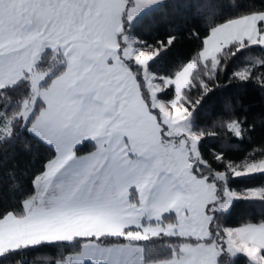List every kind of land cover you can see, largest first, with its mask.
<instances>
[{
	"label": "crops",
	"instance_id": "0c3cea01",
	"mask_svg": "<svg viewBox=\"0 0 264 264\" xmlns=\"http://www.w3.org/2000/svg\"><path fill=\"white\" fill-rule=\"evenodd\" d=\"M82 4L83 0H0V89L21 80L23 73L30 71L23 69L34 68L47 48L63 53L66 71L77 68L76 74L68 72L69 77L82 78L76 89L66 83L60 95L50 94L38 119L29 124V132L53 146L55 156L36 178L35 193L25 201L23 216L11 215L5 232L0 229V254L42 242L121 235L130 227L139 230L126 215L136 204L144 223L162 225L160 219L173 213L176 233L205 235V186L187 171H183L182 184L173 177L178 174L161 164L155 117L148 112L131 72L117 55L119 13L117 16L114 8H108L95 13L89 10L86 15ZM249 16L257 17V35L249 41L264 48V12H259L211 29L199 57L211 35L216 44L224 43L219 50L242 41L238 37L242 27L228 24ZM196 67V62L189 61L169 79L174 78L171 85L176 87L184 81L186 87ZM84 141L94 143L95 149L75 155V147ZM177 152L178 164L187 169L183 147L179 145ZM86 163L89 166L85 167ZM70 186L77 188L75 193L66 191ZM131 189L137 193V202L129 200ZM232 230L239 243L264 250V223ZM125 244L132 245L127 242L119 246ZM194 245L187 251L191 258L198 254V243ZM129 258L122 264H131ZM209 259L208 264H214L217 253ZM141 264L148 263L142 258Z\"/></svg>",
	"mask_w": 264,
	"mask_h": 264
},
{
	"label": "trees",
	"instance_id": "16d2710c",
	"mask_svg": "<svg viewBox=\"0 0 264 264\" xmlns=\"http://www.w3.org/2000/svg\"><path fill=\"white\" fill-rule=\"evenodd\" d=\"M125 12L121 11L116 34L117 55L131 72L142 101L158 125L159 114L150 105L141 67L123 56L124 37H133L137 47L156 50L147 68L157 80L174 77L189 61L197 63L177 105L189 116L190 130L199 134L195 153H188L182 146L190 162L189 169L196 177L210 180H217V172H225L224 183L241 196L233 198L227 210L209 211L212 216L207 233L200 238L174 233L133 240L126 234L138 228L130 227L121 235H100L96 241L104 245L139 244L143 261L148 263L170 259L184 243L219 241L218 237L227 227L264 223V197L242 195L249 189L264 186V170L240 176L232 173L233 169H243L248 163L264 158V48L249 40L236 41L223 47L214 58L199 60L204 39L211 29L239 17L264 12V0H162L131 19ZM65 67L61 51L46 49L35 70L49 72L41 83L47 86ZM26 77L0 89V219L7 214L23 216L25 201L35 193L36 178L55 156L53 146L27 128L42 107L40 101L24 125L14 117L22 101L30 95ZM158 96L169 102L176 95L167 86ZM5 115L11 119L7 130L2 129V122L8 120ZM94 149V143L84 141L75 147L74 154ZM129 200L138 201L135 189L129 191ZM175 220V215L168 213L159 222L175 223ZM93 238L76 237L10 249L0 254V264H64L67 255L77 253L84 241ZM260 254L264 258L263 249ZM216 264L252 263L244 253L231 255L221 249Z\"/></svg>",
	"mask_w": 264,
	"mask_h": 264
},
{
	"label": "rangeland",
	"instance_id": "374dc122",
	"mask_svg": "<svg viewBox=\"0 0 264 264\" xmlns=\"http://www.w3.org/2000/svg\"><path fill=\"white\" fill-rule=\"evenodd\" d=\"M162 0H83V9L87 15L88 11H92L93 13L97 11L107 10L108 8H114L115 14L118 13L121 15V11L125 10V16L128 19L133 18L135 15L141 13L143 10L151 7L154 4H157ZM82 5H78V7H82ZM91 13V12H90ZM85 15V16H86ZM238 19V18H237ZM247 21V23H246ZM235 27L237 24L239 27H242L241 34L239 37L240 40H249L257 35V17L249 16L245 19H239L238 21H234L228 25ZM248 26V27H247ZM227 28V27H226ZM259 32V31H258ZM253 33V34H252ZM213 34V33H212ZM254 35V36H253ZM123 51L125 52L127 58H131L134 60L136 64L141 67V74L145 81L146 87L149 93V102L150 105L157 110L159 114V126L158 124V133L159 138L157 140V151L160 157V161L162 166L167 171H173L175 175L173 176L176 179H179L182 184L184 181L181 177H183V171H187L191 175V177L195 181H199L204 184L205 199L207 200L206 206H204V218L203 222L205 223L204 229L205 235L208 229L209 219L212 216V212H209L211 209L214 210H227L233 200V198L241 196L237 192L229 189L224 183L225 180V172H217L216 178L217 180H210L207 177H196L194 173H192L189 169L190 162L187 161V169L185 167H181L178 164V146H184L187 149V152L195 153L197 150V142L199 139V134L194 133L190 130V120L187 114H184L180 108H178V102L181 98L182 90L185 88L186 82H181L173 87L171 85L172 80H157L155 75L152 74L147 68V62L150 58L155 54V49H147L140 48L135 45L136 40L131 36H125ZM236 42V41H233ZM223 42H219L216 44L213 35H211L206 41V46L204 51L202 52L199 60L204 62L210 58H214L221 50V46ZM225 47V46H224ZM50 49V48H47ZM46 50V49H45ZM44 52V51H43ZM41 57V56H40ZM24 72L30 70L26 74L23 73L21 79L27 76V80L29 81L30 86V95L26 99H24L21 103V109L18 113L15 114L14 117H17L21 121V125H24L30 117L33 115L35 111V107L37 102L40 101L42 103V107L39 112L35 115L34 122L38 119L40 113L43 111L44 103H48V100L51 95H60L62 91H65V84L68 83L70 87L78 86V82L81 81L80 77H69L70 74H76L77 68H69L64 70L61 74L56 77H53L50 83L45 86L41 85L49 75L48 71H37L34 68L23 69ZM66 71V72H65ZM86 75V74H84ZM89 75V73H87ZM76 82V85H75ZM167 86H171L174 89L175 97L171 101H165L161 97L158 96V93L164 90ZM64 88V90H63ZM51 107V105H49ZM149 112V111H148ZM150 113V112H149ZM4 114V112H3ZM151 114V113H150ZM8 120H4L2 122V129H8V124L11 119L5 115ZM149 117V116H148ZM5 118V119H6ZM150 118V117H149ZM151 119V118H150ZM31 122V123H32ZM162 130H159L161 129ZM28 130L30 125H28ZM178 135V136H177ZM174 151H176L174 153ZM185 151V149H184ZM190 153V154H191ZM186 154V151H185ZM187 158V155H186ZM74 166V165H73ZM89 166L88 163L84 165ZM243 169H233L234 176L245 175L248 173L259 172L264 170V158L248 163L247 165L242 167ZM76 187H68L67 192H76ZM207 193V194H206ZM245 196L249 197H264V186L256 189H249L244 192ZM205 210V207L207 208ZM131 214H126L129 216V222L131 224L139 226V230L130 231L128 233L129 237H133V239L139 238H148L149 236L159 235V234H174L176 230H178V226L176 223H165V224H151L144 223V216L140 213V207L136 205H131ZM10 215V216H9ZM12 214H7L3 218L0 219V229L2 232H5L6 227L9 226L10 220L13 219L11 217ZM15 216V215H13ZM233 228L227 227L224 229L223 235L218 237L219 241L211 242L209 244L199 242L196 249H198V254L194 258H191L187 251H191L190 243L185 244V255L183 253V245L181 250L174 256L171 260H159L148 262V264H208L210 263L209 257L214 252H221V249L228 252L229 254H236L238 252H243L246 254L252 264H264V258L260 254V249L251 246L248 244L239 243L235 238V232L232 230ZM57 229H53V232H56ZM209 233V231H208ZM204 236V235H202ZM202 236H194V237H202ZM94 240V241H92ZM96 237L93 239L87 240L81 244L80 250L77 253L67 255L64 259V264H76L90 261L93 264L97 262L105 263V264H122L124 259L128 256L129 262L131 264H141L142 261V253H141V245L139 244H125L119 246V244H111L104 245L100 242H95ZM36 245V244H35ZM130 245V246H129ZM220 250V251H219ZM127 260V259H126ZM216 264V261L215 263Z\"/></svg>",
	"mask_w": 264,
	"mask_h": 264
}]
</instances>
